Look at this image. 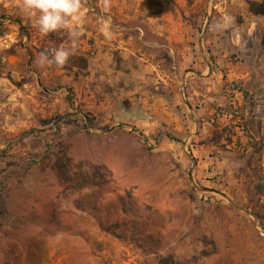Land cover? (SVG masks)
<instances>
[{
	"label": "rangeland",
	"instance_id": "1",
	"mask_svg": "<svg viewBox=\"0 0 264 264\" xmlns=\"http://www.w3.org/2000/svg\"><path fill=\"white\" fill-rule=\"evenodd\" d=\"M16 1L0 0V27L16 21ZM163 2L220 82L207 103L188 99L183 77L205 63L186 61L169 121L150 114L148 95L115 110L67 108V87H39L32 66L9 63L0 44V264H264V16L247 0ZM231 82L251 96L256 146L223 131L239 109L217 119ZM24 90L57 91L55 111L33 110Z\"/></svg>",
	"mask_w": 264,
	"mask_h": 264
},
{
	"label": "crops",
	"instance_id": "2",
	"mask_svg": "<svg viewBox=\"0 0 264 264\" xmlns=\"http://www.w3.org/2000/svg\"><path fill=\"white\" fill-rule=\"evenodd\" d=\"M20 3L21 0L16 1L14 7L8 9V15L16 21L0 27V44L11 47L6 54L7 61L24 64L22 71H28L31 65L29 72L39 87L43 83L67 87L74 97L71 103H66L67 108L115 110L124 100L131 102L133 96L148 95L150 114L169 121L170 89L188 60L198 65L205 63L198 77H183L188 99L201 97V101L207 103L220 86L212 64L206 62L209 56L190 48V44L195 48L190 26L187 27L179 10L169 8L163 0H82L83 15L77 22L82 35L76 39L74 49L73 38L67 30L47 36L39 34L20 12ZM105 24L109 36L102 30ZM61 47L72 50L70 57H84V67L76 64L40 67L37 64L41 51ZM195 79L202 83L204 92L196 90L199 86ZM55 92L43 90L40 94H26L24 90L23 97L32 99L33 110H49L50 113L55 111ZM34 96H39L38 100ZM175 129L180 130V127Z\"/></svg>",
	"mask_w": 264,
	"mask_h": 264
},
{
	"label": "clouds",
	"instance_id": "3",
	"mask_svg": "<svg viewBox=\"0 0 264 264\" xmlns=\"http://www.w3.org/2000/svg\"><path fill=\"white\" fill-rule=\"evenodd\" d=\"M20 12L30 21L42 36L67 30L73 38V49L76 39L82 35L77 23L82 15V0H21L18 5ZM104 34L109 36L108 25L103 26ZM72 55V50L67 48H50L41 51L37 64L40 67L52 66L63 67Z\"/></svg>",
	"mask_w": 264,
	"mask_h": 264
},
{
	"label": "trees",
	"instance_id": "4",
	"mask_svg": "<svg viewBox=\"0 0 264 264\" xmlns=\"http://www.w3.org/2000/svg\"><path fill=\"white\" fill-rule=\"evenodd\" d=\"M247 4H248V9L249 12L253 15H261L264 16V0H247ZM229 86L239 90L242 93V98H243V105L240 106V108L238 107L239 111L242 113L240 115V119L239 121L236 122L235 126L239 128L241 134L244 136V138L246 139V142L248 145H252V146H256L257 144L254 142V139L251 135V131H250V126H251V121L249 117L245 116L246 111H252V106L249 100L251 99V96L249 94V92L247 90H245L241 84L239 82H231L229 84ZM250 105L248 108L249 110H246L245 105ZM222 111H230L229 107H225L224 109H221ZM244 113V114H243ZM231 128H223L224 132H229L231 135L235 134V129L234 127ZM228 140H230V138L228 137Z\"/></svg>",
	"mask_w": 264,
	"mask_h": 264
},
{
	"label": "built area",
	"instance_id": "5",
	"mask_svg": "<svg viewBox=\"0 0 264 264\" xmlns=\"http://www.w3.org/2000/svg\"><path fill=\"white\" fill-rule=\"evenodd\" d=\"M228 94H229V104H228V106L230 108V111H225V112L223 111V112H220V113L217 114V119L219 121H221L222 124L224 123L225 120L231 119L232 117H234V115L237 114L238 107H240L242 105V103H243L242 93L239 90L229 86ZM239 119L240 118L238 116H236L235 122L239 121ZM223 125L226 127L227 123L225 122V124H223ZM234 129L236 131L240 132L238 127L235 126ZM233 138L234 137H232L231 139H233ZM233 143L234 142L232 140L231 144H233Z\"/></svg>",
	"mask_w": 264,
	"mask_h": 264
}]
</instances>
